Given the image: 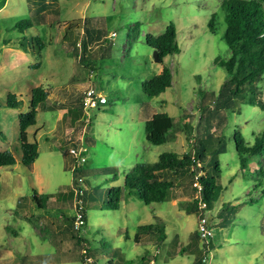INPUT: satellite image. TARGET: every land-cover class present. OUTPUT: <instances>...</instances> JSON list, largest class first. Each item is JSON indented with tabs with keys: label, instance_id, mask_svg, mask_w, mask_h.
I'll list each match as a JSON object with an SVG mask.
<instances>
[{
	"label": "rangeland",
	"instance_id": "rangeland-1",
	"mask_svg": "<svg viewBox=\"0 0 264 264\" xmlns=\"http://www.w3.org/2000/svg\"><path fill=\"white\" fill-rule=\"evenodd\" d=\"M223 1L229 0H47L59 9V23L51 26L40 21L33 0H0V151L16 161L0 168V264H82L54 258L70 243V222L61 215L76 217L82 200L87 220L82 234L94 264H195L196 256L206 264H264V152L241 169L234 142L239 133L244 143H254L264 129V108L238 99L222 110L213 106L226 79L215 60L231 55L222 39ZM71 22L73 38L62 42ZM169 24L180 52L158 63L145 35L157 37ZM163 66L170 68L171 86L148 97L141 83ZM257 86L264 99V76ZM36 87L48 100L45 108H36V124L28 129L29 141L38 145L29 169L21 164L18 115L30 110ZM90 87L107 104L70 121L71 104L77 108ZM9 95L20 101L17 108L5 106ZM154 113L173 120L166 142L157 146L144 131ZM202 144L221 150L216 183L222 192L204 212L211 225L205 241L195 236L203 210L198 204L188 211L191 182L176 183L170 201L149 205L124 187L134 165ZM71 148L84 156L77 174ZM114 187L122 189L118 209H104ZM34 192L47 197L46 207H37ZM62 222L65 230L58 234ZM156 223L166 234L159 248L147 236L134 242L138 226Z\"/></svg>",
	"mask_w": 264,
	"mask_h": 264
},
{
	"label": "trees",
	"instance_id": "trees-1",
	"mask_svg": "<svg viewBox=\"0 0 264 264\" xmlns=\"http://www.w3.org/2000/svg\"><path fill=\"white\" fill-rule=\"evenodd\" d=\"M33 1L35 11L40 14L42 23L48 24L50 21L52 22L51 26L59 23V9L56 4L47 3V0ZM221 8L225 25L222 39L229 48L231 55L227 60H215V64L224 69L226 79L218 90L213 106L215 110H222L229 108L232 101L238 99L241 103L258 105L264 108V99H262V94L258 91L257 86L262 80V76H264V5L257 0H229L227 2L223 1ZM55 19L57 22H54ZM213 22L214 18H211L209 24L211 28ZM73 27V22L66 25L62 42L67 38H73ZM84 33L86 34V31ZM145 43L147 47L157 51L160 62L166 56H172L180 52L173 24H169L164 32L157 37L145 35ZM80 46L81 48L86 47L82 40ZM24 51L27 52V50ZM171 82L172 73L170 68L163 66L158 74L144 80L141 83V88L148 97H155L170 88ZM47 100V93L42 88L32 89L30 110L18 115V142L21 150V164L29 169L38 158V145L35 140L29 141L28 129L36 124V108L39 105L45 108ZM19 105L20 101H17L14 95H9L6 98V107L17 108ZM71 105L69 110H71L72 119L70 121L76 123L80 119L81 111H83L82 96H80V105L77 108L73 104ZM172 127L173 120L171 117L165 113H154L145 122V139L152 145H161L166 142L167 135ZM234 142L235 150L239 155L240 168L245 169L249 157L264 152V129L257 134L252 145L244 143L239 133H235ZM220 152V149L208 150L202 144V149L201 147L196 148L182 155L172 152L163 153L159 155L158 160L154 163L136 164L124 178V187L129 190L127 195H135L145 205L162 203L172 199L171 191L176 183L191 182L194 196L188 211L195 212L200 202H204L206 210H208L222 192V187L216 183V176L220 172L217 155ZM15 162L12 153L0 151V168L11 167ZM79 169L80 166L76 165L74 172L76 174L80 173ZM197 170H200L202 175L197 176ZM261 175H264V171H261ZM198 187H200L199 191ZM121 195V187L110 189L107 196L109 201L103 205V208L117 210ZM262 195H264V192H262ZM83 196L84 192L77 195L78 199ZM32 198L38 208L46 207L47 197H42L34 192ZM78 213L81 215L82 222L78 228L74 226V217L61 215L63 221L70 222V243L69 246L56 250L57 254L54 256L56 262L64 257L82 264H87L88 260L91 259L92 262L89 264H94L89 242L82 234V230L87 224L84 200L80 202ZM203 213L199 212L198 216H202ZM62 224L63 222L58 226L60 230L58 234L65 230V226ZM141 236H147L148 239L153 240L154 245L158 248L166 239L165 229L158 223L138 226L134 234L136 244L140 243ZM195 236L199 238L197 230ZM198 254H200L199 251ZM145 259L143 257L141 262L146 261ZM205 261L206 259L202 256H196L195 258V264H206Z\"/></svg>",
	"mask_w": 264,
	"mask_h": 264
},
{
	"label": "built area",
	"instance_id": "built-area-1",
	"mask_svg": "<svg viewBox=\"0 0 264 264\" xmlns=\"http://www.w3.org/2000/svg\"><path fill=\"white\" fill-rule=\"evenodd\" d=\"M107 103V100L105 97L99 95V93L92 87L87 88L83 91L82 95V106L84 111L95 109L97 106H103ZM86 122V120H85ZM88 122V121H87ZM69 154L73 156L75 165L82 164L84 162V156L82 155L81 149L71 148L69 150ZM200 190V187H198V191ZM82 194V192L80 193ZM200 208L203 210V212L206 211V204L204 202L199 203ZM74 226L78 228L80 226L81 222V215L78 213L76 215ZM210 222L208 221V217L202 214V216L199 217L198 223H197V233L199 236V239L204 241L208 236H210ZM205 263H207L205 261ZM149 264H153L152 261Z\"/></svg>",
	"mask_w": 264,
	"mask_h": 264
},
{
	"label": "water",
	"instance_id": "water-1",
	"mask_svg": "<svg viewBox=\"0 0 264 264\" xmlns=\"http://www.w3.org/2000/svg\"><path fill=\"white\" fill-rule=\"evenodd\" d=\"M154 52H153V59H154V61L155 62H160V59H159V57H158V53H157V51L156 50H153Z\"/></svg>",
	"mask_w": 264,
	"mask_h": 264
},
{
	"label": "crops",
	"instance_id": "crops-1",
	"mask_svg": "<svg viewBox=\"0 0 264 264\" xmlns=\"http://www.w3.org/2000/svg\"><path fill=\"white\" fill-rule=\"evenodd\" d=\"M162 69V68H161Z\"/></svg>",
	"mask_w": 264,
	"mask_h": 264
}]
</instances>
